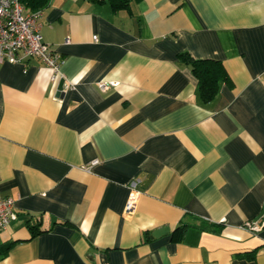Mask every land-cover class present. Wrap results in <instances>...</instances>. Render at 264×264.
<instances>
[{"label": "crops", "instance_id": "obj_1", "mask_svg": "<svg viewBox=\"0 0 264 264\" xmlns=\"http://www.w3.org/2000/svg\"><path fill=\"white\" fill-rule=\"evenodd\" d=\"M40 11L56 77L0 63V264H264V0ZM180 53L220 61L212 100Z\"/></svg>", "mask_w": 264, "mask_h": 264}, {"label": "built area", "instance_id": "obj_2", "mask_svg": "<svg viewBox=\"0 0 264 264\" xmlns=\"http://www.w3.org/2000/svg\"><path fill=\"white\" fill-rule=\"evenodd\" d=\"M40 12V10L26 12L19 0H0V63L4 60L15 63L37 58L51 69L52 79H54L59 71L61 60L50 45L42 39ZM92 38L95 40L96 36ZM106 84H100V88L105 89ZM134 184V182L130 184L127 209L133 207L137 197ZM15 217L13 199L0 194V230L5 229ZM262 225L264 220L259 218L244 222V226L249 230H258Z\"/></svg>", "mask_w": 264, "mask_h": 264}, {"label": "trees", "instance_id": "obj_3", "mask_svg": "<svg viewBox=\"0 0 264 264\" xmlns=\"http://www.w3.org/2000/svg\"><path fill=\"white\" fill-rule=\"evenodd\" d=\"M25 9L36 11L43 9L49 0H19ZM130 0H108L115 9L125 7ZM178 58L186 63L197 79V90L199 98L206 102L212 100L218 92V84L224 78V70L220 61L212 59H193L187 53H180ZM264 217V216H262ZM32 235L37 234L39 229L33 225L28 226ZM11 243L5 245L7 249Z\"/></svg>", "mask_w": 264, "mask_h": 264}]
</instances>
